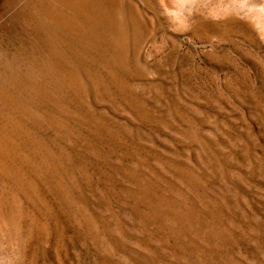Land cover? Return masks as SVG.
<instances>
[{"label": "rangeland", "instance_id": "obj_1", "mask_svg": "<svg viewBox=\"0 0 264 264\" xmlns=\"http://www.w3.org/2000/svg\"><path fill=\"white\" fill-rule=\"evenodd\" d=\"M17 1L0 15V198L12 196L0 264H264L260 202L251 211L261 219H249L240 239L214 244L165 227L159 216L142 218L143 202L128 194L133 183L118 170L159 169L151 152L164 159L184 152L175 141L176 114L159 111L171 97L193 129L208 115L231 123L241 114L264 141V0H120L127 15L123 50L114 33L93 38L84 27L59 35L63 58L56 59L32 24L24 31L4 26L30 0Z\"/></svg>", "mask_w": 264, "mask_h": 264}, {"label": "bare ground", "instance_id": "obj_2", "mask_svg": "<svg viewBox=\"0 0 264 264\" xmlns=\"http://www.w3.org/2000/svg\"><path fill=\"white\" fill-rule=\"evenodd\" d=\"M15 1H17V0H0V15L9 12V10L13 7V5L14 6L16 5ZM24 2H26V0ZM17 3H18V1H17ZM21 4H24V3H21ZM20 7H21L20 10L18 9L19 11L18 12L16 11L17 13H14L12 15L10 14L11 16L8 17L7 22H6V24H4V26H7L8 28L17 27V28L21 29L22 31H24V30H27L30 27V25L32 24L33 30H35L36 32L39 31L42 33V41L47 46L46 48L49 51L50 58H55V59L58 57L63 58V51H62V53L59 51V47L61 46V45L59 46L60 42L58 43V41L60 40V36L62 34L64 35L65 33L73 32L75 30H77V31L83 30L84 27H86V31H88L92 35L93 38H99L101 36H104L110 31L111 33H114V35L112 34L113 44L115 46L121 48V49L124 47V41H125L126 37L124 38L125 31L123 32V26H124L125 18L127 17V15H126V17L124 16V8H123L120 0H30V1L26 2L23 6L21 5ZM16 9H17V7H16ZM134 11L135 10H132L128 6V19H130L133 22L132 24H134L135 20H137V19H135V12ZM8 15H9V13H8ZM8 31H9V29H8ZM18 31H20V30H18ZM13 33H14V31H13ZM71 36H72V34H71ZM61 37H63V36H61ZM65 39H66V37H65ZM127 40H128V38H127ZM68 41H69V39H68ZM34 44H35V42H34ZM65 46H66V44H65ZM106 49H107V47H106ZM45 53H47V52H45ZM73 56L74 55H72V57ZM22 57L24 58V56H22ZM64 58H66V57H64ZM84 59H86V58H84ZM24 60L27 61L25 58H24ZM77 60H78V58H77ZM21 61L22 60H20V62ZM68 62L70 64V61H68ZM85 62H86V60H85ZM0 63H2V62L0 61ZM94 63H95V61H94ZM9 64H11V63H9ZM47 64H48V62H47ZM17 65H19V64H17ZM20 65H22V64H20ZM82 65H83V62H82ZM38 66H39V64H38ZM7 67H8V65H7ZM12 67H13V65H12ZM45 67L47 68V66H45ZM48 67H52V66H48ZM18 68H20V67H18ZM33 68H34V66H33ZM60 69H61V67H60ZM40 70H42V69H40ZM33 71H35V70H33ZM55 71H57V69H55ZM62 71H63V69H62ZM4 72H6V71H4ZM49 72H51V71H49ZM1 73L2 72L0 71V74ZM31 73L33 74V72H31ZM25 75H27V74H25ZM37 75L39 76V74H37ZM44 75H45V73H44ZM56 76H57V74H56ZM74 79H75V77H74ZM81 79H82V77H81ZM82 83H83V81H82ZM46 85H47V80H46ZM46 85H45V88H46ZM78 85H79V83H78ZM119 86H120V84L118 85V87ZM41 87H42V85H41ZM41 87H40V89H42ZM16 89H18V88H16ZM131 89L132 88H129V91H130L129 94L133 95V93L131 92ZM42 90H40V91H42ZM127 90H128V88H127ZM45 91H46V89H45ZM144 91L145 90L140 92V95L144 94L146 92V91L145 92ZM140 97H142V96H140ZM41 98H43V97H41ZM179 98L176 101H179L180 104H182L183 100L181 102V98L180 99ZM161 99H164V98H161ZM171 99H172V97L169 98V100H170L169 103H167L169 100L168 101L166 100L167 101L166 104L164 103V106H162V107L160 106L159 111L161 113L168 114V116L172 115L169 112H172L173 115L176 114L179 122L177 123V129L176 130H177L178 134L175 135V141H176V144H178L179 146H182V147L185 146L184 148H186V149H184V152L182 151V153L175 151L174 153H171L169 155H167L165 153V151H163L167 155V157L165 159L162 157L164 160L161 158V156L159 154H157L158 152H154V153L151 152V154L154 155L155 157L151 158L152 155L149 154L150 158H151L150 161L154 160L153 161L154 163L158 162L159 169L158 168H155L154 170H152V168L142 169L143 167L140 164H138V165L137 164L127 165L126 164V166L124 164L123 165L120 164V166L118 167L119 172L121 173L123 178H125V180H128L131 183V185L133 183V186H134L133 190H130V192H128V194L136 196L141 203L143 202L142 204H143L144 209L139 211V213H140L139 215H141V217L144 218L145 220L149 219V218H154V217L156 218L157 216H159L163 225H165V227H169L174 231L180 230L183 233H190V234H192L193 237H195L197 239H202V240L207 239L209 242L211 241L214 244H217L220 242L219 244L222 245V243L226 242L225 240H227L228 238L237 239L239 237V239H240V236L243 235L245 233V231L248 229L249 219H254V218L258 219V220L261 219L259 216L257 217L256 213H254L255 210L253 212L251 211V210H253L252 206H256L255 205L256 203L258 206V204H259L258 202H260L262 204V206L264 207V141L261 140L262 136L261 137L258 136V135H260V133L258 135H256L257 132H256V134L254 133L256 131L254 129V126H253V129L255 131L251 129L249 122L244 118L245 116H243V115L241 116V114L239 115L241 117V119L239 118L240 119L239 122L233 120L231 123H228L227 119H224L223 117H222L223 120L218 121L217 116L211 117L208 115L209 118L206 117V119L200 120L199 125L193 129L192 128V126L194 125L193 123H192L193 125H191V124H190L191 126L189 125L190 127L187 125L188 123H190V122H188L189 117L186 120L187 117L184 118L181 115L179 108L176 106V102L174 103L173 101H171ZM35 100H36V98H35ZM59 100H60V98H59ZM122 100H123V98H122ZM134 100H135V98H133V96H132L130 98V100L128 101V103L130 105L133 104L135 107H137L140 103L137 101V99L135 101ZM38 101H40V100H38ZM62 103H64V102H62ZM142 103H144V102H142ZM148 103H149V100H148ZM155 104L156 103H154V105ZM133 105H132V107H133ZM171 106H173V109L172 110L168 109ZM144 107H146V106H144ZM146 109H148V108H146ZM181 111H183V110H181ZM241 111H243V110H241ZM240 113H242V112H240ZM166 114H164V115H166ZM183 115L186 116V114H183ZM253 115H255V113ZM78 117H79V115H78ZM228 117H229V115H228ZM258 117H257V119H258ZM191 118H190V121H191ZM80 119H81V117H80ZM235 119H237V117ZM192 120H194V119H192ZM228 120H230V119H228ZM97 122H98V120H97ZM256 123H257V121H256ZM94 128H92V130H91V132H93V133L95 131ZM115 129H114V131H115ZM110 131L111 130H109V132ZM258 131H259V129H258ZM263 131L264 130H262L261 132H263ZM77 133H79V132H77ZM118 136H120V135H118ZM76 138H78V137H76ZM259 138H260L261 142H260ZM85 139L86 138H81L80 140L85 141ZM118 139L116 141H118ZM122 139H124V138L122 137ZM107 141H108V138H107ZM124 143H123V145H124ZM84 144L86 145L87 142H84ZM125 145H127V144H125ZM30 146H32V145H30ZM131 146H132V144H131ZM133 147H131V148H133ZM153 147H156V146H153ZM137 148H135V149H137ZM127 149H128V147H127ZM141 149L145 150L146 147L141 148ZM161 150H160V152H161ZM125 151H126V149H125ZM133 151H135V150H133ZM173 151H174V147H173ZM93 152H94V150H93ZM130 152H132V151H130ZM168 152L170 153V150ZM138 153H139V151H138ZM134 154H136V153L134 152ZM142 154H147V153L143 152ZM67 155H69V154H67ZM136 155H139V154H136ZM130 157H133V155L132 156L130 155L129 158ZM70 158H71V156H70ZM145 158L147 159V157H145ZM145 158L143 157V159H145ZM148 158H149V156H148ZM153 158H155V159H153ZM192 158H193L194 164L191 161ZM58 159H59V156H58ZM51 160H54V159H51ZM136 160H137V158H136ZM129 163H131V162H129ZM140 163L143 164L144 160H143V162H140ZM149 163H151V162H149ZM149 163L147 165H149ZM35 164L36 163H34V165ZM64 164L65 163H63L62 166H64ZM56 166H54V167H56ZM50 167H51V165H50ZM140 167H142V168H140ZM41 168H43V166ZM49 170L50 169H48V171ZM114 170H112V171H114ZM160 172H161V174H160ZM159 175H160V178H159ZM3 176H5V179L7 182L12 183V174L10 172V169H8V168L4 169ZM61 177H63V174L61 175ZM151 177L153 179H151ZM63 179H65V178H63ZM6 181H5V183H6ZM5 183H4V185H5ZM72 183H74V182H72ZM51 192H52V190H51ZM11 197L12 196H7L5 199L0 198V238H2L5 234L4 225L6 224V222H7L6 220L10 214V211H11V200H12ZM250 201H252V202L250 203ZM4 203L6 204V206H9L8 210H6V211L2 210V206ZM259 208H262V207H259ZM247 212L249 213V215L247 214ZM85 213L86 212H84L83 214H85ZM147 222H149V221L147 220ZM261 222H263V221H261ZM257 223H260V222H257ZM82 224L83 223L81 222L80 227ZM262 224H264V223H261V225ZM254 227L257 228L256 226H254ZM159 232H161V231H159ZM236 241H238V240H236ZM225 248H226V245H224V249ZM212 250H210V251L213 252L216 249L213 251ZM227 251H230V250H227ZM205 255H206V253H205Z\"/></svg>", "mask_w": 264, "mask_h": 264}]
</instances>
